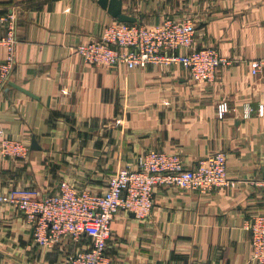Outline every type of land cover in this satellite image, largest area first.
Here are the masks:
<instances>
[{
	"label": "crops",
	"instance_id": "0c3cea01",
	"mask_svg": "<svg viewBox=\"0 0 264 264\" xmlns=\"http://www.w3.org/2000/svg\"><path fill=\"white\" fill-rule=\"evenodd\" d=\"M13 5L21 8L19 43L0 94V130L25 140L30 153H0V194L18 186L52 193L63 180L102 193L146 150L179 151L187 168L224 151L233 185L207 192L158 186L148 216L115 215L107 253L115 264H257L246 225L264 212V68L253 75L250 62L264 57V0H122L140 24L194 15L195 45L230 60L207 82L182 64L86 63L77 46L118 20L99 0H0V12ZM223 99L230 109L221 118ZM89 245L86 236L69 235L41 245L27 215L0 202V264H70Z\"/></svg>",
	"mask_w": 264,
	"mask_h": 264
},
{
	"label": "built area",
	"instance_id": "2783aa9c",
	"mask_svg": "<svg viewBox=\"0 0 264 264\" xmlns=\"http://www.w3.org/2000/svg\"><path fill=\"white\" fill-rule=\"evenodd\" d=\"M20 9L13 5L7 12H0V45L5 47V58L0 62V94L16 65ZM197 25L194 15L168 17L151 25L117 20L104 28L100 38L81 43L76 49L86 63L97 65L123 64L132 68L182 64L197 81L207 82L216 77L221 64L230 60L213 47L195 45ZM250 68L253 75L259 74L264 68V57L251 60ZM229 109L227 100L218 103L221 118ZM250 110L246 106L244 116ZM0 135L3 156L29 158L30 147L25 140L10 138L1 130ZM229 184L233 182L228 177L224 151L212 152L195 167L187 168L179 151L149 149L113 174L102 193L79 190L69 180H63L52 193L30 186L9 188L0 194V202L27 215L34 238L41 245H51L64 235L89 238V247L73 253L70 264H115L107 246L112 221L120 209L141 218L148 216L154 209V193L160 185L207 192ZM261 185L264 188V180ZM246 227L252 232V259L264 264V212L254 215Z\"/></svg>",
	"mask_w": 264,
	"mask_h": 264
},
{
	"label": "water",
	"instance_id": "95a60500",
	"mask_svg": "<svg viewBox=\"0 0 264 264\" xmlns=\"http://www.w3.org/2000/svg\"><path fill=\"white\" fill-rule=\"evenodd\" d=\"M100 4L104 7H108L110 12L114 17H116L119 21H128V22H135L136 18L126 14L122 10V0H99ZM11 85H15L10 82ZM19 89L25 91L28 94H31L29 91L23 89L20 86H17ZM39 146L37 145L36 138H32V149H38Z\"/></svg>",
	"mask_w": 264,
	"mask_h": 264
}]
</instances>
